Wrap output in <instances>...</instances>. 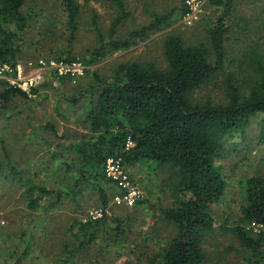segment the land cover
Segmentation results:
<instances>
[{"label": "rangeland", "instance_id": "obj_1", "mask_svg": "<svg viewBox=\"0 0 264 264\" xmlns=\"http://www.w3.org/2000/svg\"><path fill=\"white\" fill-rule=\"evenodd\" d=\"M80 2L75 34L68 27L67 13L59 1L26 0L23 7L28 26L16 41L19 51L12 61L75 57L87 65V71L77 83L52 75L40 86L39 93L28 97L13 94L8 102L2 101V93L10 86L0 85V264H146L176 234L175 224L162 217V210L175 201L177 177L167 167L140 161L134 166L125 165L144 197L133 206L118 203L121 189L108 177L102 178L101 184L110 195L107 217L98 239L87 249L77 250L76 223L90 216L101 217L103 209L93 184L76 185L81 161L68 145L90 132L85 112L88 96L82 97L81 92L94 82V72L105 77L119 64L132 62L165 67L164 41L170 34L181 36L186 44L210 45V27L224 8L206 0L199 18L189 24L183 12L185 0H124L131 15L118 28L116 37L124 38L149 24L154 12L173 10V22L138 38L127 50L90 63L94 49L100 45V34L106 40L110 38L112 22L119 12L111 0ZM230 13L225 19L226 73L216 83L197 90V100H219L226 74L247 77L245 54L251 50L264 53V0H234ZM259 121V117L253 118L244 137L228 141L223 169L227 187L220 202L213 206L216 229L206 239L208 254L203 264H235L248 255L232 229L245 203L247 179L264 176ZM48 123L54 125L59 136L67 137V144L46 127ZM12 166L20 173L12 174ZM28 179L60 190L62 203L53 205L57 198L54 193L45 197L38 209H30L24 196ZM74 188L80 193L72 198Z\"/></svg>", "mask_w": 264, "mask_h": 264}, {"label": "trees", "instance_id": "obj_2", "mask_svg": "<svg viewBox=\"0 0 264 264\" xmlns=\"http://www.w3.org/2000/svg\"><path fill=\"white\" fill-rule=\"evenodd\" d=\"M57 1L64 6L68 27L75 34L82 7L80 0ZM111 1L119 15L112 22L110 38L106 40L100 34V45L94 49L90 63L127 50L138 38L173 22V10L164 14L154 12L149 24L132 30L124 38L116 37L118 28L131 12L124 0ZM233 2L211 0L213 5L223 6L224 13L210 27V45L186 44L181 36L170 34L164 41L165 67L152 62L121 63L108 76L94 72V82L81 92L82 97L88 96L85 112L90 132L81 140L69 141L68 146L81 161L76 185L91 183L96 187L103 215L76 223L77 250L87 249L99 237L110 202L101 179L107 177V159L121 156L126 165L153 162L158 167H167L177 177L173 190L175 201L162 210V217L175 224L176 234L146 264L205 262L206 239L217 223L213 206L220 202L227 187L223 169L228 141L244 137L252 119L259 117L260 140L264 142L263 52L251 50L245 54L249 70L246 78L233 72L225 75L219 100L212 97L197 100L194 96L197 90L216 83L226 73L225 19L231 14ZM25 4L26 0H0V57L4 61L14 60L19 51L16 41L28 26L23 12ZM183 12H187L185 5ZM66 59L75 60V57ZM39 92L40 87L33 90L34 94ZM13 94L29 96L9 87L4 89L2 101L8 102ZM46 127L59 136L53 124ZM59 139L68 140L66 136ZM18 171L12 166V174ZM107 180L117 186L111 179ZM26 184L24 196L30 209H38L42 200L54 193L57 198L53 205L62 203L60 190L43 187L31 179ZM245 187V203L232 230L248 255L235 264H264V176L248 178ZM79 193L74 188L72 198Z\"/></svg>", "mask_w": 264, "mask_h": 264}, {"label": "built area", "instance_id": "obj_3", "mask_svg": "<svg viewBox=\"0 0 264 264\" xmlns=\"http://www.w3.org/2000/svg\"><path fill=\"white\" fill-rule=\"evenodd\" d=\"M206 0H185L186 19L189 24L196 21ZM87 71V65L80 59L59 60L39 57L22 61H4L0 57V79L10 87L19 89L29 96L33 90L43 85L52 75L67 78L73 83ZM106 176L121 189V195L116 197L118 203L124 202L133 206L144 197L143 190L133 181L121 156L109 157L105 165Z\"/></svg>", "mask_w": 264, "mask_h": 264}, {"label": "crops", "instance_id": "obj_4", "mask_svg": "<svg viewBox=\"0 0 264 264\" xmlns=\"http://www.w3.org/2000/svg\"><path fill=\"white\" fill-rule=\"evenodd\" d=\"M5 81H0V85H6V82L4 83Z\"/></svg>", "mask_w": 264, "mask_h": 264}]
</instances>
